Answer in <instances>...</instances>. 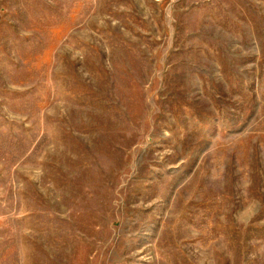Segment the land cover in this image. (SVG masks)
Here are the masks:
<instances>
[{
    "label": "rangeland",
    "instance_id": "obj_1",
    "mask_svg": "<svg viewBox=\"0 0 264 264\" xmlns=\"http://www.w3.org/2000/svg\"><path fill=\"white\" fill-rule=\"evenodd\" d=\"M0 264H264V0H0Z\"/></svg>",
    "mask_w": 264,
    "mask_h": 264
}]
</instances>
